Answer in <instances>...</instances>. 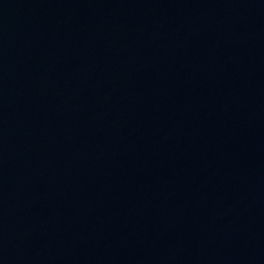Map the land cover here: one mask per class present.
<instances>
[{
    "label": "water",
    "instance_id": "obj_1",
    "mask_svg": "<svg viewBox=\"0 0 264 264\" xmlns=\"http://www.w3.org/2000/svg\"><path fill=\"white\" fill-rule=\"evenodd\" d=\"M0 264H264V0H0Z\"/></svg>",
    "mask_w": 264,
    "mask_h": 264
}]
</instances>
